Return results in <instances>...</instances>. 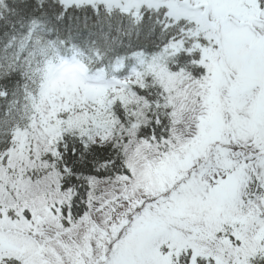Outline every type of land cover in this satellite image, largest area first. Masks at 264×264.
I'll return each mask as SVG.
<instances>
[{
  "label": "snow or ice",
  "instance_id": "snow-or-ice-1",
  "mask_svg": "<svg viewBox=\"0 0 264 264\" xmlns=\"http://www.w3.org/2000/svg\"><path fill=\"white\" fill-rule=\"evenodd\" d=\"M0 264H264V0H0Z\"/></svg>",
  "mask_w": 264,
  "mask_h": 264
}]
</instances>
